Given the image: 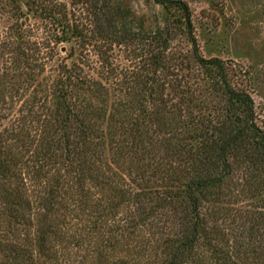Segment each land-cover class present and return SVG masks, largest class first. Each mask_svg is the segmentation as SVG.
Returning a JSON list of instances; mask_svg holds the SVG:
<instances>
[{
    "label": "trees",
    "instance_id": "16d2710c",
    "mask_svg": "<svg viewBox=\"0 0 264 264\" xmlns=\"http://www.w3.org/2000/svg\"><path fill=\"white\" fill-rule=\"evenodd\" d=\"M166 3L183 13L197 67L219 72L207 96H198L202 79L191 84L169 66L174 29H135L124 0L86 2L103 62L106 46L136 48L139 62L123 79L114 68L97 80L65 63L47 75V59L24 43L4 60L0 264H264V131L254 101L225 61L201 55L188 5ZM41 11L58 20L65 10ZM59 22L71 34L59 43H91ZM218 89L224 108L211 100Z\"/></svg>",
    "mask_w": 264,
    "mask_h": 264
},
{
    "label": "rangeland",
    "instance_id": "374dc122",
    "mask_svg": "<svg viewBox=\"0 0 264 264\" xmlns=\"http://www.w3.org/2000/svg\"><path fill=\"white\" fill-rule=\"evenodd\" d=\"M124 1L137 18L135 29L138 30L141 23L148 34L156 32L159 28L174 29L171 33L169 56L172 58L169 66L177 67L175 72L180 76H188L191 84L195 79H202L203 93L198 96H207L215 85L213 78L220 81L219 72L213 67L206 70L198 68L192 60L193 48L180 9L176 5H169L166 0ZM174 1L188 5L192 14L194 36L204 59L217 58L225 61L232 72L234 86L243 88L251 95L257 122L264 131V0ZM32 2L37 3L40 11L30 13L18 0H0V68L4 60H10L13 56L11 52L14 54L20 43L27 44L23 48H29L30 55L36 54L42 59H47V75L53 72L56 76L57 67L65 63L68 67L76 66L83 69L85 76L97 80L101 79L105 70L114 68L118 80H121L124 74H127V70L138 64L139 59H136L137 54H134L136 48L119 45L103 48L107 49L103 62L99 56L103 44L91 39L96 36L93 34L92 14L86 4L87 0H32ZM44 7H54L57 13L61 9L65 10L64 14H61L63 19L58 15V20L64 23L69 21L70 26L78 28L82 38L91 39V43L84 45L81 42L77 43V39L71 43H59V38H68L71 34L66 32L67 29H64L57 19L45 16L41 11ZM11 46L12 49L8 48ZM29 52L27 51L28 54ZM183 66L185 68H182ZM113 83L116 86L115 81ZM211 100L220 108L229 104L222 89H218ZM232 112L244 120L245 114L239 103L235 102ZM242 198L239 206L245 207L248 201L245 197ZM88 264L97 262L92 261Z\"/></svg>",
    "mask_w": 264,
    "mask_h": 264
},
{
    "label": "water",
    "instance_id": "95a60500",
    "mask_svg": "<svg viewBox=\"0 0 264 264\" xmlns=\"http://www.w3.org/2000/svg\"><path fill=\"white\" fill-rule=\"evenodd\" d=\"M65 51V50H64Z\"/></svg>",
    "mask_w": 264,
    "mask_h": 264
}]
</instances>
